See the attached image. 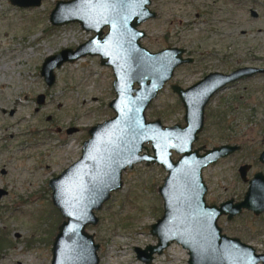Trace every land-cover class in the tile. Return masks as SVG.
Segmentation results:
<instances>
[{
	"label": "rangeland",
	"instance_id": "374dc122",
	"mask_svg": "<svg viewBox=\"0 0 264 264\" xmlns=\"http://www.w3.org/2000/svg\"><path fill=\"white\" fill-rule=\"evenodd\" d=\"M58 1L68 0H42L39 7L26 9L0 0V171H5L0 173V189L8 192L0 199V264H50L53 237L61 222L51 203L48 182L79 159L89 128L113 116L108 107L115 97L113 74L109 67L100 65L97 56L56 69L50 87L40 76L47 57L63 49L74 50L92 37L78 24L50 25L49 15ZM208 1L152 0L157 18L140 26L146 33L141 45L156 52L167 44L163 40L167 33L175 38L172 43L208 55L213 44L210 29L205 21L201 23L202 18H195V13L206 12L202 7ZM243 2L240 8L230 5L224 25L219 26L225 31L219 46L228 56V71L264 67V0ZM250 9L257 12L258 19L249 15ZM185 69L171 83L180 81L185 87L200 78V74L182 77L189 73ZM39 95L45 97L42 105L36 101ZM175 101L168 88L161 91L147 111V120L159 119L163 126L182 123L183 115ZM1 110H13L14 116ZM207 113L222 115L223 122L218 128L215 119L208 118L202 143L208 147L232 143L244 148L205 172L209 200L217 201L239 195L243 186L236 177L237 164L251 161L264 143V76L240 81L225 90L207 107ZM72 127L79 131L67 135L66 130ZM259 169L264 171V167ZM162 177L157 166L144 164L123 173L122 189L96 213L98 225L87 227L99 245V264H143L134 248L156 244L149 226L160 217L157 188ZM244 221L240 218L232 225L221 222L219 226L231 236L242 237L257 253L264 252V221ZM243 225L250 228L248 233L238 232ZM187 261V251L174 243L155 255L151 264Z\"/></svg>",
	"mask_w": 264,
	"mask_h": 264
},
{
	"label": "water",
	"instance_id": "95a60500",
	"mask_svg": "<svg viewBox=\"0 0 264 264\" xmlns=\"http://www.w3.org/2000/svg\"><path fill=\"white\" fill-rule=\"evenodd\" d=\"M41 2L10 0L11 5L22 9L37 8ZM149 5L150 0H68L56 2L49 15L53 27L78 24L93 36L74 50L63 49L47 57L40 68L44 83L52 86L54 71L64 64L97 56L100 65L112 71L115 96L108 104L114 117L89 128V139L83 143L79 159L48 182L51 203L62 220L52 242L50 264H99V245L86 228L98 224L94 212L103 208L112 193L121 190L122 173L142 162L161 166L168 175L159 189L163 216L150 225L157 244L134 248L137 260L151 264L154 255H161L176 243L187 251V264H264V252L257 253L250 245L222 234L217 219L226 213V204L217 209L204 201L202 169L238 148L220 146L203 156L191 151L203 128V111L209 99L226 85L264 73V68L212 74L185 91L173 87L185 108L186 126L163 128L159 121L147 123L144 112L171 79L173 70L191 62L181 58L183 50L152 54L142 47L144 32L139 26L155 17ZM105 27L108 32L103 36ZM199 96L201 103L196 105ZM43 99L39 95L38 103ZM75 131L69 129L67 133ZM149 143L151 156L144 147ZM144 148L147 154L140 155ZM171 151L182 155L176 163L171 160ZM6 194L0 189V198ZM247 199H252L251 192ZM234 208L237 213L239 206Z\"/></svg>",
	"mask_w": 264,
	"mask_h": 264
},
{
	"label": "flooded vegetation",
	"instance_id": "af4514ba",
	"mask_svg": "<svg viewBox=\"0 0 264 264\" xmlns=\"http://www.w3.org/2000/svg\"><path fill=\"white\" fill-rule=\"evenodd\" d=\"M243 4H244L243 0H209L208 1V5H205V6L202 7V10L203 9H206V12L205 13H198V12L195 13L196 14L195 18H198V17L199 18H202L201 19V23H203L205 21L208 24V27H209L210 32H211L210 39L213 42V44L211 45V51L207 53L208 55H202L201 56L200 53L197 50L190 51V50H187L185 47H182L180 45H176V44L172 43L171 40L172 39H175V38H171V34L168 35L167 33H165V35L163 36V40H165L167 42V44L164 47H162L160 50H158L156 52H152L149 49H147L144 46H142L143 48H145L148 52H150L152 54L159 53V52H162V51H165V50H183V54L181 55V58L184 59V60L189 59L191 61L190 63H183V64L177 66L173 70V75H172L171 79L164 84V86H163V88L161 90L163 92V90H165V89L168 88L174 94V96L176 97L175 104L177 105V107L180 108V110L182 112V115H183V117H182V123H178V124L175 123L172 126H163L162 123H161V120H159V119L154 120V121H159L161 123V125H162L163 128L164 127H174V126H179L180 128H184L186 126V123H185V120H184V117H185V108H184L183 103H182V100L180 99V97L178 96V94H176V93L173 92V87H178L181 90L185 91V90H187L189 88H192L193 86H195L199 82L203 81L207 76H210L212 74H223V75H226V74L232 73L235 70H238L240 68H244V67H256V66H243V67H238L236 69H232L231 71H228L227 70L228 67L226 66V64H227L226 63V59L228 58V56H226L225 54L221 53L220 46H219V43L221 42L220 37H223L224 34H225L224 27L221 29V28H219V26H220V24L224 25V22L225 21H224L223 18H224L225 15H227L228 10H229V6L232 5L235 8H240V6H242ZM151 6H152V0H150L149 9L153 13H155V17L146 20L142 24V26L145 25L146 23L150 22V21L155 20L157 18V13H156V11H153V9L151 8ZM252 11L255 12V10L250 9L249 10V15L250 16H251V12ZM251 17L254 18V19H258L257 12H255V16H251ZM140 26H139V29H140ZM220 29H221V31H223V33H220L219 34ZM142 31L144 32V38L142 40H144L146 38V33H145L144 30H142ZM107 32H108V27H105L102 30L103 36ZM241 33H242V35H245L244 34L245 33L244 31H242ZM92 36H93V34H92ZM197 54H199V56ZM215 64H217V66ZM183 68L184 69L186 68L185 70H188L189 73L188 74H185V75H182L181 74L182 77L189 76V75L190 76L191 75L194 76V75L200 74V78L196 79L193 83H191L190 85L185 86V87H183V84L180 81L171 83L172 80H173V78H175V75L176 74L178 75V73H180L181 71L184 70ZM257 68H264V67H257ZM257 76H264V73L257 74L255 76H252L251 78H254V77H257ZM251 78H248V79H251ZM248 79H242L240 81L248 80ZM113 80H114V78H113ZM185 80H186V78H185ZM240 81L222 87L221 89H219L209 99V101L205 105L204 111H203V128L196 135V140L192 143V149H191L192 152L198 151L197 152L198 156H203L206 151L212 150L213 148L220 147V146L227 145V146H231V147L235 146V147L238 148L236 151L232 152L231 154H229V155H227L225 157H222V158L217 159V161L215 163L207 165L201 171L202 181H203V184H204V186L206 188L205 194H204V201H205L206 205L209 206V207H216L217 209H219L221 205H225L226 204V206H225L226 213L223 214V215H221V216H219L218 219H217V225L218 226H219V224H222V223L223 224H227V225L228 224L229 225L230 224L232 225L235 222H237L238 220H240V218H245V221H247L248 219L249 220H257L259 222H263L264 221V171H261L259 169V167H261V168L264 167V158H262V154L264 153V143L262 145L261 150L258 153H256L255 155H252L250 157L251 158V161L244 160V161H241L240 163L237 164V168H236L237 169L236 170V174L237 175H236V177L241 182V184L243 186V189H242V191H240L239 195H234V196H230V197H228V195H227V198H223L222 200L219 199L217 201H214V200H211L210 201L209 200V197H208L209 196V187H208L209 185L207 183V174L205 172L208 171V170L214 169V167L217 166L218 164H220L221 162H224V161H227L229 159H232L236 155L242 153L244 151V148L242 146L238 145V144H232V143H224V144L221 143V144H218V145H215V146L208 147L207 145H205L204 143L201 142L200 138H201L203 132L206 129V126L205 125H206V123L208 121V118L209 119L210 118L215 119L214 125L215 126H218V128H220V126L222 125V122H223L222 115H220V114L207 113V107L222 92H224L225 90L231 88L232 86H234L235 84L239 83ZM199 95H201V94H199ZM200 97L201 96H199V97H197L195 99L196 100V105H199L201 103V98ZM36 101H37V99H36ZM37 103H38V101H37ZM43 103H44V99H43V102L42 103H38V104L42 105ZM151 104L147 107V109L144 112V116H145V119H146V122L147 123L148 122H153V121L147 120V118H146L147 111L150 108ZM1 111H2V114H6L7 113V115L9 117H13L14 116V111L13 110H10L9 112H6V110H1ZM113 117H114V114H113V116L111 118H113ZM110 119H108V120H110ZM105 121H107V120H105ZM105 121H103L102 123H104ZM98 124H101V123H98ZM69 129L70 128H68L67 130H69ZM71 129H75V128L72 127ZM227 129H229V127ZM67 130H66V134L67 135H70L69 133H67ZM75 130L76 131L75 132H72L71 134L77 133L79 131L77 129H75ZM57 132L58 133H62V130L60 128H58L57 129ZM27 138L28 139H32L31 136H28ZM224 138L230 139L231 137L230 136H225ZM88 139H89V136H88V138L86 140H88ZM86 140L85 139L83 140L82 145H83V143ZM226 142H229V140L226 141ZM30 146H32V145H30ZM144 147L148 149V151H149L148 154L151 156L152 155V151H151V145H150V143L144 145ZM145 148L142 150V152H141L140 155L147 154ZM173 155L176 156L177 158L174 159ZM181 157H182L181 154H177L174 151H171V160H172L173 163H176L179 160V158H181ZM141 164H144L146 167H149V166H157L160 169V171H162V173H163V177L161 179V183H160V185L157 188V191H158V194H159L157 197H158V200L161 203V205H160V211H159L160 212V217L157 218V220H159L163 216V199H162V197H161V195L159 193V189L163 187L164 182H165V179L167 178L168 173L161 166H158L156 164H151L150 163V164L147 165L146 162H142ZM137 165H139V164H137ZM256 168H258V170ZM126 170H128V168ZM2 171H4V170H1L0 173L2 175H4L5 174V171H4V173H2ZM123 173L121 175L122 184H123ZM2 190H4V189H2ZM119 191H116V192H119ZM116 192H114V193H116ZM249 192H251V196H252V199H250V200L247 199V196H248ZM6 193L8 194L7 191H6ZM114 193H112V194H114ZM7 194L4 195V196H7ZM112 194L110 195V199H111ZM4 196H2V197H4ZM110 199L108 200V202L110 201ZM247 202H248L247 205L249 207L255 208L257 211L254 212L252 209L247 208L246 205H245V203H247ZM236 205L239 206V211L237 213L236 212H233L234 209H235L234 207ZM103 207H104V205H103ZM97 212H99V211H97ZM97 212H94V214L98 218V223H99V217L96 215ZM245 221H244V223H247ZM153 224H155V223H153ZM219 228L221 229L220 226H219ZM225 228H226V226H225ZM86 231H87V228H86ZM221 231H222V229H221ZM248 231H250V228L247 225L240 226L239 229H238V232H240L241 234L248 233ZM227 232L228 231L225 232L223 230L222 231V234H224V235H226L228 237H231V238H236L240 242L244 243L241 240L242 237H240V236L239 237L231 236ZM55 233H57V230H56ZM149 233H150V226H149ZM89 234H91V233H89ZM54 235H56V234H54ZM54 237H53V239H54ZM93 239H94V237H93ZM156 244H157V240H156ZM244 244H247L248 245V243H244ZM155 245H148V246H155ZM154 257H155V255H154ZM50 263H51V261H50Z\"/></svg>",
	"mask_w": 264,
	"mask_h": 264
},
{
	"label": "trees",
	"instance_id": "16d2710c",
	"mask_svg": "<svg viewBox=\"0 0 264 264\" xmlns=\"http://www.w3.org/2000/svg\"><path fill=\"white\" fill-rule=\"evenodd\" d=\"M57 216L59 217V223L61 222V219H60V216H59V214L57 213ZM2 235V234H1ZM7 247V246H6ZM5 247V248H6ZM3 249V248H2Z\"/></svg>",
	"mask_w": 264,
	"mask_h": 264
}]
</instances>
